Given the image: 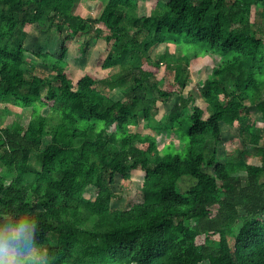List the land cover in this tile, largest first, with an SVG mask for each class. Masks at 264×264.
<instances>
[{"label":"trees","instance_id":"16d2710c","mask_svg":"<svg viewBox=\"0 0 264 264\" xmlns=\"http://www.w3.org/2000/svg\"><path fill=\"white\" fill-rule=\"evenodd\" d=\"M77 2L0 0V118L11 103L22 108L0 124V264H264V133L251 110L264 124V0H107L97 17L76 12ZM34 23L67 30L59 55L34 53L48 75L26 57ZM82 33L84 52L106 41L98 69L118 71L74 83L67 58ZM176 35L180 54L152 53ZM198 49L220 57L203 103L189 113L193 94L181 93L184 106L154 123L158 98L185 88ZM163 64L173 79L158 74ZM144 121L147 133L133 130ZM223 124L242 138L224 160ZM165 130L181 145L160 147ZM133 168L144 173L142 200L114 207L113 183L120 175L128 186ZM186 175L196 181L182 191ZM90 185L97 192L87 198Z\"/></svg>","mask_w":264,"mask_h":264},{"label":"rangeland","instance_id":"374dc122","mask_svg":"<svg viewBox=\"0 0 264 264\" xmlns=\"http://www.w3.org/2000/svg\"><path fill=\"white\" fill-rule=\"evenodd\" d=\"M107 0H78L77 7L75 9L76 12L81 13L86 17H97L103 8V4ZM97 26L106 28L107 26L103 23H97ZM29 34L25 39V46L27 47L28 51L26 53V57L29 61L36 64V72L48 75L49 73L53 72L50 67L45 65L41 62L40 58L36 56L35 52H50L56 55H59L62 46L64 44V39L67 34V30L63 29L59 31L54 24L52 27L46 29L44 26L40 25L39 23H34L29 26L28 28ZM261 34V33H260ZM87 34L82 33L78 35L75 40L71 43L69 54H68V61L69 66L71 68V76L73 77L74 83L76 84L78 79L81 78L87 71H91L98 77H101L106 74H111L115 71L119 70V67H111L104 70L98 69L97 59L101 55L102 50L106 46V41L103 38H98L97 40L93 39L91 41L90 47L87 51H82L80 44L87 39ZM178 35L174 36L173 41L171 42H161L154 46L153 54L156 55L157 53H163L166 51L167 48L170 49L171 52L176 54H180L181 45L185 50V42L183 41L184 35H182L181 40L176 38ZM264 37V33L262 34ZM176 38V39H175ZM194 48V45H188L187 48ZM195 51V49H193ZM194 51L190 52V65H189V76L187 85L183 90H179L180 87L175 86L177 89L176 94H173L170 100H166L164 96H160L155 104L157 109L155 114L154 123H159L162 121L163 118L167 116L168 113L171 112L176 102L179 101L180 107L184 106V102L179 100L180 94L182 93L185 97H188L189 93L192 92L194 100L187 105V112L193 111V104H201L204 100L203 95L200 91L201 85L205 82V79L211 74L215 65L220 61V57L214 53H207L204 49H198L196 53ZM166 64H163L160 72L158 73L160 76L167 74V76L171 79L174 78V71L168 70ZM96 71V72H95ZM99 71V72H98ZM167 80L163 79V84L165 87ZM48 90L47 86L43 87V93L45 94ZM111 95L114 98H121L123 96L122 92L119 88L114 89L111 92ZM152 95H159L158 90H156ZM247 102L250 103L249 99ZM22 108L11 103L10 105V112H6L0 118V124L10 123L15 118V111H21ZM48 109H45L47 112ZM251 110L253 117L260 121L261 124V131L264 133V124L262 123V113L256 104H251ZM29 116L28 112H23L22 120L25 121ZM146 121L133 126V130L135 131H142L143 133H147L145 131ZM116 126V124L114 125ZM114 128V127H112ZM223 136L219 143V158L224 160L228 153L235 151L238 147H241L242 138L239 135V129L231 128L226 124H223ZM159 145L162 147L169 141L173 140L177 146L181 145V140L179 139L176 133H168L166 130L161 131L159 133ZM49 139V138H48ZM247 148L251 150V156L248 157L249 161L252 163H260V160L254 154V148L250 145H246ZM166 151H170L168 147H166ZM32 166L37 168L41 167V160L37 157V155L32 156ZM1 169V166H0ZM209 171H212L210 168ZM240 174H245V171H240ZM264 179V177H263ZM144 180V173L139 169H131V182L128 186H124L122 183V177L120 175L117 176L116 182L113 183V188L117 193V196L114 198L112 204L114 207H119L123 209L129 208L132 204L139 202L142 200V185ZM196 181L195 177L191 175L183 176L178 181L179 189L184 191L190 184ZM97 188L93 185L87 187L85 191V197L90 198L96 195ZM205 239V235H200L198 237V242H202ZM35 253V252H34ZM36 254V253H35ZM12 256V255H11ZM200 264H210L208 260L202 261Z\"/></svg>","mask_w":264,"mask_h":264}]
</instances>
